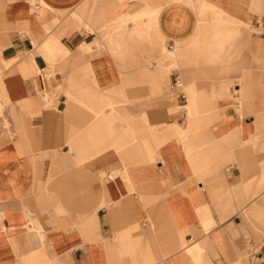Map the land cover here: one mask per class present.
<instances>
[{
  "label": "crops",
  "instance_id": "1",
  "mask_svg": "<svg viewBox=\"0 0 264 264\" xmlns=\"http://www.w3.org/2000/svg\"><path fill=\"white\" fill-rule=\"evenodd\" d=\"M0 105V264H264V0H0Z\"/></svg>",
  "mask_w": 264,
  "mask_h": 264
},
{
  "label": "rangeland",
  "instance_id": "2",
  "mask_svg": "<svg viewBox=\"0 0 264 264\" xmlns=\"http://www.w3.org/2000/svg\"><path fill=\"white\" fill-rule=\"evenodd\" d=\"M34 1H36V0H34ZM71 18L74 19V12L72 13ZM216 49H218V48H216ZM175 50H177V48H176ZM214 53H215V52H214ZM216 53H217V52H216ZM192 65H197V64H192ZM190 96H192L194 99H195V98H198L197 95H189V94H187L186 97H187L188 100L190 99ZM183 99H184V98H181V100H183ZM0 108H1V105H0Z\"/></svg>",
  "mask_w": 264,
  "mask_h": 264
},
{
  "label": "built area",
  "instance_id": "3",
  "mask_svg": "<svg viewBox=\"0 0 264 264\" xmlns=\"http://www.w3.org/2000/svg\"><path fill=\"white\" fill-rule=\"evenodd\" d=\"M178 76H175V78H174V83H177L178 82Z\"/></svg>",
  "mask_w": 264,
  "mask_h": 264
}]
</instances>
